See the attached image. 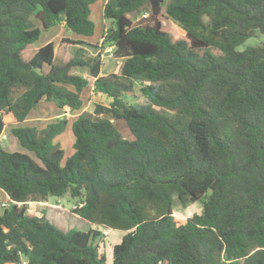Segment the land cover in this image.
I'll use <instances>...</instances> for the list:
<instances>
[{
    "label": "trees",
    "instance_id": "16d2710c",
    "mask_svg": "<svg viewBox=\"0 0 264 264\" xmlns=\"http://www.w3.org/2000/svg\"><path fill=\"white\" fill-rule=\"evenodd\" d=\"M95 1L0 0V135L10 118L34 154L0 145V189L10 198L5 208L0 200V264H108L99 228L64 230L28 212V201L66 194L80 199L82 218L124 231L111 264H264V46L237 49L264 32V0H107L102 43L123 59L108 76L100 54L67 59L61 43L34 47L38 22L91 37ZM77 67L111 104H97L96 117L24 126L42 100L84 106L92 84ZM136 80L146 82V103L123 98ZM122 119L132 138L118 129ZM69 124L67 156L55 140ZM208 191L202 212L174 215L175 196L186 204Z\"/></svg>",
    "mask_w": 264,
    "mask_h": 264
},
{
    "label": "rangeland",
    "instance_id": "374dc122",
    "mask_svg": "<svg viewBox=\"0 0 264 264\" xmlns=\"http://www.w3.org/2000/svg\"><path fill=\"white\" fill-rule=\"evenodd\" d=\"M169 1L170 0H165L164 5H166ZM102 2L103 0H97L91 4L90 18L95 23V32L91 37L76 35L67 28L62 27L60 24L52 26L49 29H45L40 24V22H38L37 26H40L42 28V31L39 35V39L34 43V47L36 49H39L41 46L51 41H53L56 44L61 43L65 48L67 59L72 57L76 51H81L83 54H87V55L100 54L103 60L102 75L108 76L111 75L112 73H117L120 69V65L122 64L123 59L115 56L113 46L102 43L103 41H100L101 39H103L102 37L105 33V19L102 11ZM132 18L135 22H138L137 20L140 18V15L139 16L133 15ZM162 18L165 24V29L172 32L176 38H183L186 36L185 30L181 26H179L174 21L165 19L166 17H162ZM64 36L71 37L74 40L77 38H84L87 39L88 42H93V43L99 42V43L93 46H89L88 44L81 45L82 43L69 44L63 41ZM250 46H264V32L257 31L253 36H250L244 43L240 44L237 47V49L245 50L247 47ZM215 52L217 53V51ZM74 72L81 74L84 77L90 79L92 88L90 89L88 88L87 92H84L85 104L79 111L71 110L68 107L69 109H67L68 110L67 114L63 116H66L67 118H74L79 113H86L88 115H92L93 117H96L97 116L95 112L96 105L102 104L104 106H109L111 104L112 99L109 95L102 93L101 91L95 88L94 85L95 79H93L92 76L89 74L88 68L77 67L74 68ZM144 84H146V82H143L141 80H136L134 90L130 93L123 94L124 100L132 104L146 103L148 99L141 91V87ZM49 103L52 104L53 109L51 110L50 108H48L47 113L49 115L44 116V118L47 119L48 117L52 118L56 114L58 115L59 113L62 112V110H60V108L53 101H49ZM39 109L36 108L32 112V115L35 113L40 114ZM36 117L38 118L37 115ZM7 121L9 124L11 119L7 118ZM44 123L45 121L43 119H39V118L35 119V117L33 118L32 116L23 125L33 126V125H42ZM115 123L117 124L118 129L121 131V133L124 136L129 138L133 137L125 120L123 119L118 120ZM55 141L62 146L67 156H70L74 153L75 149L73 144L75 138L71 128V124L67 126V129L63 133L58 135ZM0 145L3 146L5 149L23 151L34 157L33 152L21 146L17 137L13 135L10 125H7L5 131L2 133V135H0ZM210 192L211 191H208L200 199L196 201H189L186 204H183L178 199V197L175 196L174 215L180 220L185 221L193 214L202 212L204 208V203L207 200ZM0 198L6 199L4 193L0 194ZM6 201H9V199H6ZM36 202H37L36 205L33 204V211L36 212L38 216H41L42 213L45 212L46 213L45 215L52 222H54L64 230H69L72 228H77L81 230H88L92 227L99 228L103 233L102 238H104L107 242L106 245L102 246V250H104L108 255V264L112 263L111 247L112 245L118 243L117 242L118 240L119 241L121 240L124 234L123 230L102 227L100 225L91 223L87 219H84L80 215L76 214L74 212V208L77 205H79L80 199L74 198L70 194H66L63 197L50 196V198L47 201H36ZM26 260L27 259L24 258V261L21 264H26L27 263ZM7 264H14V263H7Z\"/></svg>",
    "mask_w": 264,
    "mask_h": 264
},
{
    "label": "crops",
    "instance_id": "0c3cea01",
    "mask_svg": "<svg viewBox=\"0 0 264 264\" xmlns=\"http://www.w3.org/2000/svg\"><path fill=\"white\" fill-rule=\"evenodd\" d=\"M106 2H107V0H103V2H102V11H103V14H104V7H105V4H106ZM104 19H105V30H106V27H107V24L109 23L107 20H106V18H105V16H104ZM62 27H64V28H66L65 27V23L63 22V23H61L60 24ZM63 38H69L70 40H74L73 38H71V37H68V36H64ZM77 42H80V43H82L81 45H83V44H88L89 46H93V45H96L97 43H99V42H97V43H93V42H88L87 41V39H84V38H77V39H75ZM100 41H102V39L100 40ZM69 44H71V43H69ZM58 45V44H57ZM102 70H103V67H102ZM101 76H105V75H102V71H101ZM86 92H87V90H86ZM39 107H40V109H39ZM48 108H50L51 110L53 109V106H52V104H50L49 103V101H45V100H42L41 101V103H40V105L38 106V108L37 109H39V112H40V114H37V113H35V114H31V117L33 116V118L35 117V119H43L45 122H46V120H47V118H44V116H47V115H49L47 112H48ZM67 109H69L68 107H65V108H62V109H60V110H62V112L61 113H59L58 115L56 114L55 116H63V115H65V114H67ZM35 110V109H34ZM33 110V111H34ZM36 115L38 116V118L36 117ZM30 118H27L25 121H28ZM48 119H50L49 117H48ZM11 123V122H10ZM9 123V124H10ZM9 124H7V125H9ZM6 125V126H7ZM5 129H6V127H5ZM5 131V130H4ZM2 193H4L1 189H0V194H2ZM4 196L6 197V199H9V196L7 195V194H5L4 193ZM6 199H1L0 198V200H6Z\"/></svg>",
    "mask_w": 264,
    "mask_h": 264
},
{
    "label": "built area",
    "instance_id": "2783aa9c",
    "mask_svg": "<svg viewBox=\"0 0 264 264\" xmlns=\"http://www.w3.org/2000/svg\"><path fill=\"white\" fill-rule=\"evenodd\" d=\"M27 204H28V212H29V213H33V212H34V211H33V204L36 205L37 202L28 201ZM8 205H9V202L6 201V200L3 201V202L1 203V207H2V208L7 207Z\"/></svg>",
    "mask_w": 264,
    "mask_h": 264
},
{
    "label": "water",
    "instance_id": "95a60500",
    "mask_svg": "<svg viewBox=\"0 0 264 264\" xmlns=\"http://www.w3.org/2000/svg\"><path fill=\"white\" fill-rule=\"evenodd\" d=\"M36 70L40 73L41 72V68H36Z\"/></svg>",
    "mask_w": 264,
    "mask_h": 264
},
{
    "label": "clouds",
    "instance_id": "9594fccd",
    "mask_svg": "<svg viewBox=\"0 0 264 264\" xmlns=\"http://www.w3.org/2000/svg\"><path fill=\"white\" fill-rule=\"evenodd\" d=\"M8 202H10V198H9V201ZM33 202H36V201H33ZM33 213H35L36 214V212H33ZM37 215V214H36Z\"/></svg>",
    "mask_w": 264,
    "mask_h": 264
}]
</instances>
